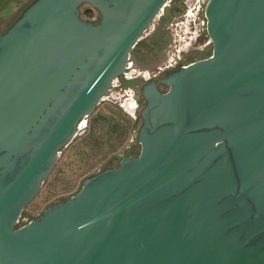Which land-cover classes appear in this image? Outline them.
I'll use <instances>...</instances> for the list:
<instances>
[{
	"label": "water",
	"instance_id": "1",
	"mask_svg": "<svg viewBox=\"0 0 264 264\" xmlns=\"http://www.w3.org/2000/svg\"><path fill=\"white\" fill-rule=\"evenodd\" d=\"M166 2L33 0L0 34V264H264V0H207L210 55L140 86L138 154L16 226Z\"/></svg>",
	"mask_w": 264,
	"mask_h": 264
},
{
	"label": "rangeland",
	"instance_id": "2",
	"mask_svg": "<svg viewBox=\"0 0 264 264\" xmlns=\"http://www.w3.org/2000/svg\"><path fill=\"white\" fill-rule=\"evenodd\" d=\"M206 1L166 2L141 34L137 42L140 46L135 45L128 56L127 63L131 62L129 67L134 74L157 79L169 68L184 66L206 56L211 50L203 25ZM144 82H140L139 87ZM132 91L134 87L119 91L111 86L93 112L81 121L79 130L58 155L37 195L22 209L17 227L35 218L49 205L72 196L86 177L116 167L119 155L138 154L135 137L143 102L135 110H130L127 96Z\"/></svg>",
	"mask_w": 264,
	"mask_h": 264
},
{
	"label": "flooded vegetation",
	"instance_id": "3",
	"mask_svg": "<svg viewBox=\"0 0 264 264\" xmlns=\"http://www.w3.org/2000/svg\"><path fill=\"white\" fill-rule=\"evenodd\" d=\"M33 0H0V34H2L11 24L12 22L20 15V13L32 2ZM82 17H85L86 19H82ZM79 18L87 23L91 24H97L99 21V15L95 10H92L87 8L86 6H82L79 9ZM89 18H92L91 21L88 20ZM179 67V66H177ZM173 67V69L177 68ZM172 68H169L167 70H171ZM135 72L132 71L130 68L126 69L124 71V74L115 80V88H117L119 91H122L124 87L126 88H132L134 87V91H132V94L130 96H127L129 98V109L135 110L138 108L139 103L142 101L140 92H139V84L142 81H148V80H155V77L149 78L145 75L142 76L138 73L134 74ZM131 82V83H130ZM133 82V83H132ZM139 87V89H138ZM111 88V87H110ZM136 141V140H135ZM137 143V142H136ZM125 154L119 155L120 160L124 157ZM133 156L128 155L126 157ZM119 160V161H120Z\"/></svg>",
	"mask_w": 264,
	"mask_h": 264
},
{
	"label": "trees",
	"instance_id": "4",
	"mask_svg": "<svg viewBox=\"0 0 264 264\" xmlns=\"http://www.w3.org/2000/svg\"><path fill=\"white\" fill-rule=\"evenodd\" d=\"M135 45L139 47V46H140V43H139V44L136 43ZM210 52H211V50L208 51V52H206V56H205V57L198 58V60H199V59H204V58L208 57V56L210 55ZM204 55H205V54H204ZM199 57H200V56H199Z\"/></svg>",
	"mask_w": 264,
	"mask_h": 264
},
{
	"label": "bare ground",
	"instance_id": "5",
	"mask_svg": "<svg viewBox=\"0 0 264 264\" xmlns=\"http://www.w3.org/2000/svg\"><path fill=\"white\" fill-rule=\"evenodd\" d=\"M82 120H83V119H82ZM82 120H81V121H82ZM80 126H81V122H80V124H79V126H78V130H79Z\"/></svg>",
	"mask_w": 264,
	"mask_h": 264
},
{
	"label": "built area",
	"instance_id": "6",
	"mask_svg": "<svg viewBox=\"0 0 264 264\" xmlns=\"http://www.w3.org/2000/svg\"><path fill=\"white\" fill-rule=\"evenodd\" d=\"M128 68H130V67H128ZM128 68H127V69H128ZM142 76H144V75H142Z\"/></svg>",
	"mask_w": 264,
	"mask_h": 264
}]
</instances>
